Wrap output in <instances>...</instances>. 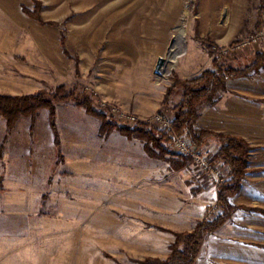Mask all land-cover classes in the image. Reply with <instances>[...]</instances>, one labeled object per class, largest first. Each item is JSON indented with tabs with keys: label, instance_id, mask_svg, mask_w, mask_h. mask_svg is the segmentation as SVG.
I'll list each match as a JSON object with an SVG mask.
<instances>
[{
	"label": "rangeland",
	"instance_id": "374dc122",
	"mask_svg": "<svg viewBox=\"0 0 264 264\" xmlns=\"http://www.w3.org/2000/svg\"><path fill=\"white\" fill-rule=\"evenodd\" d=\"M257 34V43L221 53ZM263 51V0H0V93H54L64 86L76 97L54 104L60 156L50 110L20 116L26 121L21 127L38 120V134L51 138V181L36 200L20 202L0 192V264L166 259L177 233L220 217L218 183L172 149L175 136L186 134L174 133L159 148L119 128L141 121L159 136L171 129L181 100L177 87L166 101L176 80L199 77L215 58L243 68ZM161 56L167 62L158 76ZM224 97L259 109L254 141L203 127L209 107ZM215 100L200 105L195 128L240 136L251 149L240 188L230 198L231 218L207 234L219 232L221 250L200 261L264 264V68L228 80ZM216 143L210 139L200 148L208 160ZM210 164L229 175L226 163Z\"/></svg>",
	"mask_w": 264,
	"mask_h": 264
},
{
	"label": "trees",
	"instance_id": "16d2710c",
	"mask_svg": "<svg viewBox=\"0 0 264 264\" xmlns=\"http://www.w3.org/2000/svg\"><path fill=\"white\" fill-rule=\"evenodd\" d=\"M212 52H215L213 49ZM264 68V51L255 54L251 63L245 67L228 66L219 58L213 60V68L206 69L199 77L176 80L175 85L167 93L166 101L170 99L177 87L181 89V100L174 105V119L170 130L155 135L145 122H138L134 126H122L119 130L129 135L140 137L159 144L171 141L174 133L186 134L194 147L201 148L210 139H216L218 149L210 163L224 162L229 166V175L218 183V203L223 213L215 220H201L191 231L177 233L171 252L166 259L147 258L140 264H195L208 233L221 228L233 213L230 198L238 192L241 180L246 172L250 146L247 141L237 135L216 132L209 129H196L194 124L199 117V107L205 102L215 104V96L226 87L230 79L241 78L252 72ZM65 98H76L74 92L67 91L64 86L58 87L56 92L45 91L26 95H3L0 93V114L7 120L9 128L13 127L22 115H32L40 108L50 110L49 124L54 134L57 153L61 155V139L56 123L55 102ZM93 112L92 110H90ZM104 117V114H100ZM110 126V125H109Z\"/></svg>",
	"mask_w": 264,
	"mask_h": 264
},
{
	"label": "crops",
	"instance_id": "0c3cea01",
	"mask_svg": "<svg viewBox=\"0 0 264 264\" xmlns=\"http://www.w3.org/2000/svg\"><path fill=\"white\" fill-rule=\"evenodd\" d=\"M258 111L259 109L253 103H244L239 98L235 100L224 97L216 106L209 107L203 127L243 135L248 134L250 140L254 141L255 133L251 132V129L259 127ZM22 118L20 117L11 128L8 127L7 120L0 119V192L12 193L18 201L26 202L38 199L46 191V186L51 181L52 141L50 137L45 141L38 134V120H30L26 128L25 126L21 127L22 122L23 125L26 124ZM49 128L51 131L50 125ZM246 129L248 130L246 131ZM53 142H55L54 138ZM216 146L218 148V144ZM26 206L28 207V205ZM218 233L207 235L196 264H203L200 261L203 254L209 258L211 255L219 253L222 242L217 241ZM208 239H211V242L208 243Z\"/></svg>",
	"mask_w": 264,
	"mask_h": 264
},
{
	"label": "built area",
	"instance_id": "2783aa9c",
	"mask_svg": "<svg viewBox=\"0 0 264 264\" xmlns=\"http://www.w3.org/2000/svg\"><path fill=\"white\" fill-rule=\"evenodd\" d=\"M259 35H255L254 37L248 38L246 40H241L232 45L229 49H221L222 54H232L236 51L245 49L249 45H252L254 43L258 42ZM158 121H160L166 128H170L171 123L168 121L166 117L163 115H158L156 117ZM131 120L134 122V117L131 118ZM172 149L179 154L188 156L194 160V162L199 166L200 169L203 171H206L211 179H214L217 183H219L224 177H226V174L224 171L221 170V167H216L210 164L207 156H205L204 151L200 148H196L193 146L191 140L187 136H175V138L172 141Z\"/></svg>",
	"mask_w": 264,
	"mask_h": 264
},
{
	"label": "water",
	"instance_id": "95a60500",
	"mask_svg": "<svg viewBox=\"0 0 264 264\" xmlns=\"http://www.w3.org/2000/svg\"><path fill=\"white\" fill-rule=\"evenodd\" d=\"M166 62H167V59L165 57L161 56L158 58L155 71H154L156 75L158 76L162 75Z\"/></svg>",
	"mask_w": 264,
	"mask_h": 264
},
{
	"label": "bare ground",
	"instance_id": "6f19581e",
	"mask_svg": "<svg viewBox=\"0 0 264 264\" xmlns=\"http://www.w3.org/2000/svg\"><path fill=\"white\" fill-rule=\"evenodd\" d=\"M185 35V31L183 29L180 30V38L183 37ZM177 51H178V48L177 47H174L172 50H171V53L173 54V58H177Z\"/></svg>",
	"mask_w": 264,
	"mask_h": 264
}]
</instances>
